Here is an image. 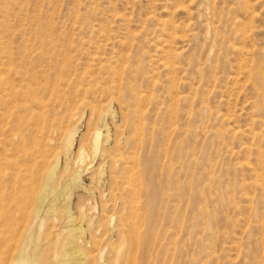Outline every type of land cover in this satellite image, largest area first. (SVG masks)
Here are the masks:
<instances>
[{
  "label": "rangeland",
  "instance_id": "1",
  "mask_svg": "<svg viewBox=\"0 0 264 264\" xmlns=\"http://www.w3.org/2000/svg\"><path fill=\"white\" fill-rule=\"evenodd\" d=\"M0 72V252L37 223L50 264L71 228L87 264H264V0H0Z\"/></svg>",
  "mask_w": 264,
  "mask_h": 264
},
{
  "label": "bare ground",
  "instance_id": "2",
  "mask_svg": "<svg viewBox=\"0 0 264 264\" xmlns=\"http://www.w3.org/2000/svg\"><path fill=\"white\" fill-rule=\"evenodd\" d=\"M164 67V66H163ZM1 73V72H0ZM2 81V80H1ZM6 82V81H5ZM7 85H8V83H7ZM13 89H15V88H13ZM12 89V90H13ZM6 90V89H5ZM7 92H8V89H7ZM8 95V94H7ZM2 97V96H1ZM8 97V96H7ZM14 99V98H13ZM39 98H37V100H38ZM5 100V99H4ZM40 100V99H39ZM39 100H38V102L37 103H39ZM2 101V100H1ZM4 102V101H3ZM3 102H2V104H3ZM36 102V101H35ZM40 104V103H39ZM50 104V103H49ZM48 103H47V105H49ZM19 105V104H18ZM50 106H51V104H50ZM52 106L54 107V105L52 104ZM40 107V106H39ZM42 107V106H41ZM92 107H94V106H92ZM101 107V106H100ZM109 107L110 106H106L105 107V109L104 110H106L107 112L109 111ZM43 108H44V106H43ZM51 108V107H50ZM42 109V108H41ZM92 109V108H91ZM94 109H95V107H94ZM94 109H92L91 110V112L94 114L95 112L93 111ZM48 110H49V108H48ZM52 110V109H51ZM90 110V109H89ZM97 110V109H96ZM95 110V111H96ZM74 111V110H73ZM98 111V110H97ZM96 111V112H97ZM43 112V111H42ZM80 113V112H79ZM98 113V114H97ZM96 114L97 115H99V112H97ZM43 114V113H42ZM77 115H78V113H73V114H70V118H68V119H71V120H74V119H76L77 118ZM95 117V116H94ZM80 118V117H79ZM96 118V117H95ZM98 118H101V116H98ZM52 119V118H51ZM50 120V119H49ZM98 120V119H97ZM39 121H42V118H41V120H39ZM44 121H45V119H44ZM40 123V122H39ZM38 123V124H39ZM77 123V122H76ZM38 124H37V126H38ZM44 124V123H43ZM49 124V123H48ZM51 124V123H50ZM94 124V123H93ZM95 125V124H94ZM40 126V125H39ZM59 126V125H58ZM74 126V125H73ZM36 127V126H35ZM45 127V126H44ZM43 127V128H44ZM47 127H49V125L47 126ZM46 127V128H47ZM57 127V126H56ZM55 128V127H54ZM69 128V127H68ZM98 128V127H97ZM48 130H50L49 128H47ZM53 129V128H52ZM61 129V128H60ZM65 129V128H64ZM42 130V129H41ZM40 130V128H39V130H37V131H41ZM54 130V129H53ZM94 129H92V131H93ZM36 131V132H37ZM44 131V130H43ZM61 131H63V130H60V132ZM91 132V131H90ZM41 133V132H40ZM46 133V132H45ZM63 133V132H62ZM89 133V132H88ZM92 133V138H93V140H94V154L95 155H97L100 151H101V147H102V140H101V138H102V134H101V132L99 131V130H94L93 132H91ZM49 134V133H48ZM47 134V135H48ZM57 134V133H56ZM75 129L73 128H71V129H69L67 132H65V133H63V138H64V143H63V152H64V155L66 156V157H68L69 156V154L71 153V151L73 150V146H74V136H75ZM54 135V134H53ZM62 135V134H61ZM77 135V134H76ZM41 136V135H40ZM46 136V135H45ZM44 136V137H45ZM60 136V135H59ZM58 136V137H59ZM20 138V137H19ZM57 138V137H56ZM39 139V138H38ZM45 139V138H44ZM43 139V140H44ZM59 139V138H58ZM47 140V139H46ZM90 140V139H89ZM41 142V141H40ZM40 142H38V143H40ZM44 142L45 141H43L42 143V145L41 146H43L44 145ZM55 142H56V140H55ZM54 142V143H55ZM46 143H47V141H46ZM46 143H45V146H46ZM51 144V143H50ZM49 146V145H48ZM51 146V145H50ZM54 146V145H53ZM60 146H61V143H60ZM116 146V145H115ZM117 147H119V146H117ZM48 148V147H47ZM57 148V147H56ZM41 149V148H40ZM51 149V148H50ZM49 149V150H50ZM58 149V148H57ZM103 149V148H102ZM41 150H43L44 151V149H41ZM76 150H78V153H76L77 154V159L75 160V163L78 165V166H81V165H83L84 164V147H81V148H77ZM53 152H52V154L55 152L54 150H52ZM40 152V151H39ZM42 152V151H41ZM88 152V151H87ZM117 152V151H116ZM50 153H51V151H50ZM50 153H48V155L50 154ZM90 153V152H89ZM119 153V152H118ZM118 153L116 154V155H118ZM42 154V153H41ZM43 154H44V152H43ZM52 154H51V156H52ZM47 155V156H48ZM54 156V158H55V154H53ZM94 155V156H95ZM41 156V155H40ZM45 156V155H44ZM46 156V157H47ZM58 156V158H59V154L57 153L56 154V157ZM75 156V155H74ZM50 157V156H49ZM119 157V156H118ZM42 158H43V155H42ZM76 158V157H75ZM101 158H102V160L104 161L105 159H107V155H106V152H102V155H101ZM56 160H58L57 158H56ZM122 160V159H121ZM125 160V159H124ZM39 161V160H38ZM37 161V162H38ZM46 161V160H45ZM44 160L43 161H40V162H45ZM48 162V161H47ZM73 162V161H72ZM71 162V163H72ZM106 162V161H105ZM119 162V161H118ZM117 163V160L114 158V159H112V164H116ZM44 164V163H43ZM50 164V163H49ZM122 164H123V162H122ZM41 165V164H40ZM48 166V165H47ZM52 166H54V165H52ZM41 167V166H40ZM50 167H51V165H50ZM84 167V166H83ZM125 167H127V166H125ZM129 167V166H128ZM47 168H49V166L47 167ZM84 168H86V167H84ZM51 170H49L50 172L49 173H47L48 175H46L47 177H46V183H45V186H44V190L42 191V193L40 194V196L37 198V200H36V204H37V211L39 212L40 211V209H41V206L43 205V203L45 202V200H46V192H47V189L50 187V186H52L54 183H55V180H56V177H57V173H58V165H57V163H56V165L54 166V167H51L50 168ZM76 169H77V167H76ZM131 170V169H130ZM81 171V170H80ZM124 171V170H123ZM126 172V171H125ZM130 173V172H129ZM80 174H81V172H77V174L75 175V177L69 182V183H67V185H66V188H65V190H64V192H63V195H60L62 198L63 197H67V198H63V201H66V202H68L69 201V199L72 197V195H73V192L76 190V189H78V187H79V181H80ZM95 175V174H94ZM101 175H103V172L101 173ZM127 176V175H126ZM132 177V176H131ZM64 178V177H63ZM112 178H113V176H112ZM133 178V177H132ZM58 179V178H57ZM124 179V178H123ZM126 184H128V179L126 178ZM92 181V180H91ZM2 182V180L0 179V196L1 195H4V192L2 191L3 190V188L5 187L4 186V184L3 183H1ZM7 182V181H6ZM97 182V181H96ZM131 183V182H130ZM129 183V184H130ZM113 185V184H112ZM114 185H117V184H114ZM125 185V184H124ZM130 185H132V184H130ZM117 187V186H116ZM128 188H129V185L127 186ZM130 188H131V186H130ZM132 189V188H131ZM28 191V190H27ZM62 191V190H61ZM88 192H89V190H88ZM115 192V191H114ZM3 193V194H2ZM62 194V193H61ZM111 196V195H110ZM2 197V196H1ZM8 197V196H7ZM11 196L9 195V197H8V199L10 198ZM93 197V196H92ZM115 198V197H114ZM2 199H3V197H2ZM8 199H7V201H8ZM27 199V198H26ZM57 199V198H56ZM5 200H6V198L4 199V202H5ZM29 202L31 203L32 202V200H31V197L29 198ZM3 202V203H4ZM8 203V202H7ZM24 203V202H23ZM29 203V204H30ZM33 203V202H32ZM135 203V202H134ZM106 205V204H105ZM125 205V204H124ZM135 205V204H134ZM30 206V205H29ZM79 206V205H78ZM85 206V205H84ZM80 207H81V205H80ZM79 207V208H80ZM131 207H132V205H131ZM4 206H2L1 205V203H0V227L2 226L3 227V220H5V219H3V217L1 216V214L4 212ZM64 212L66 213V215H67V217H68V220L70 221V222H73V220H74V216L72 215V213H71V211H70V209H69V205H67V203L64 205ZM76 208H78L77 206H76ZM78 208V209H79ZM134 208H136L135 206H134ZM51 210H52V213H54L55 215H57V213H56V211H57V208H56V205H53L52 207H51ZM78 211V210H77ZM88 211V210H87ZM132 212H133V210H132ZM77 214H79V213H77ZM133 214V213H132ZM77 216V215H76ZM79 216V215H78ZM80 217V216H79ZM78 218V217H77ZM77 221V220H76ZM76 221H75V223H76ZM7 223V222H6ZM1 227V228H2ZM6 229V228H5ZM80 229V228H79ZM75 230V229H70L69 231H67V234L69 235V238H67V239H69L68 241L70 242V244L71 245H68V246H65L64 248H62V250H66V252H63V253H59L58 255H57V257H54V258H56L55 259V261H56V263H51V264H73V260H74V258H76V257H81L80 258V260H79V262H76V264H87L86 263V261H84L82 258L83 257H86V254L82 251V250H79L78 248H76L75 246L77 245V243L81 240V237L84 235V232H85V230ZM92 229V228H91ZM122 229H124L123 227H122ZM1 231V230H0ZM39 230H38V224L37 223H34L33 224V226H32V228H31V230L29 231V233H28V235H27V240H25V242H23L20 246L18 245V247H16V250L17 249H20V252L18 253V254H15L16 255V257H14V255H12V256H10V257H8V255H7V251H6V253L4 252V251H2V252H4L5 254H4V256H3V254H1L2 252H0V264H50L49 262H48V258H49V256H48V254H46L45 253V251L42 249V247H41V243H40V240H41V235L39 234V232H38ZM49 231V230H48ZM47 231V232H48ZM51 232V231H50ZM1 233V232H0ZM106 234V233H105ZM5 235V234H4ZM54 235V234H53ZM7 236V238L9 239V237H8V235H6ZM11 236V235H10ZM0 237H1V235H0ZM98 237H99V235H98ZM101 237V236H100ZM5 238V237H4ZM4 238H2L1 237V239H0V249L1 248H4V247H6V248H10V240L9 241H7L6 240V238L4 239ZM54 239V238H53ZM102 239V238H101ZM103 240V239H102ZM136 240V239H135ZM93 241V240H92ZM95 242V241H94ZM115 244V243H114ZM86 245V244H85ZM111 246V245H110ZM12 248V247H11ZM111 248H112V246H111ZM5 249V248H4ZM111 250H113V249H111ZM124 251V250H123ZM128 251V250H127ZM99 252V251H98ZM129 252V251H128ZM90 253V252H89ZM121 253H122V251L120 250V251H118V253H117V251H116V256H119V255H121ZM113 254H114V252H113ZM126 254V253H125ZM3 256V257H2ZM91 257H93V255L91 256ZM90 257V258H91ZM127 257H129V255L127 256ZM86 260H88V257L86 258ZM91 260V259H90ZM121 261H125V260H127V259H125V258H122V259H120ZM93 261H94V259H93ZM133 261V260H132ZM112 263V262H111Z\"/></svg>",
  "mask_w": 264,
  "mask_h": 264
}]
</instances>
